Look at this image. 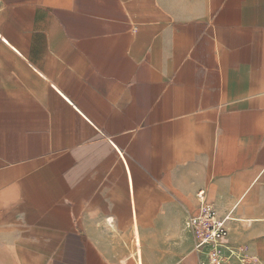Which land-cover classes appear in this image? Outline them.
Here are the masks:
<instances>
[{
	"label": "crops",
	"instance_id": "0c3cea01",
	"mask_svg": "<svg viewBox=\"0 0 264 264\" xmlns=\"http://www.w3.org/2000/svg\"><path fill=\"white\" fill-rule=\"evenodd\" d=\"M199 191L264 264V0H0V264L207 263Z\"/></svg>",
	"mask_w": 264,
	"mask_h": 264
},
{
	"label": "built area",
	"instance_id": "2783aa9c",
	"mask_svg": "<svg viewBox=\"0 0 264 264\" xmlns=\"http://www.w3.org/2000/svg\"><path fill=\"white\" fill-rule=\"evenodd\" d=\"M196 197L200 203L199 211L185 223L194 241L193 252L207 260L204 264H223L222 250L227 246L225 222L228 218H218L216 211L206 204L204 191L197 192Z\"/></svg>",
	"mask_w": 264,
	"mask_h": 264
},
{
	"label": "rangeland",
	"instance_id": "374dc122",
	"mask_svg": "<svg viewBox=\"0 0 264 264\" xmlns=\"http://www.w3.org/2000/svg\"><path fill=\"white\" fill-rule=\"evenodd\" d=\"M133 241H134V244L136 246V251H135V256H136V260H137L136 264H143L142 263V252H141V248H140V239H139V235H138L136 229H135Z\"/></svg>",
	"mask_w": 264,
	"mask_h": 264
},
{
	"label": "bare ground",
	"instance_id": "6f19581e",
	"mask_svg": "<svg viewBox=\"0 0 264 264\" xmlns=\"http://www.w3.org/2000/svg\"><path fill=\"white\" fill-rule=\"evenodd\" d=\"M111 221V220H110ZM111 229H113V228H111ZM115 233V232H114ZM117 234V233H116ZM132 256V255H131ZM135 256V255H134ZM133 257V256H132Z\"/></svg>",
	"mask_w": 264,
	"mask_h": 264
}]
</instances>
